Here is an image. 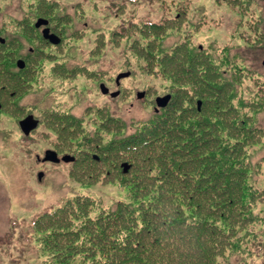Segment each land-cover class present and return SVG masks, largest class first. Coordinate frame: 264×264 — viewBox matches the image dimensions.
Returning a JSON list of instances; mask_svg holds the SVG:
<instances>
[{
    "label": "trees",
    "instance_id": "16d2710c",
    "mask_svg": "<svg viewBox=\"0 0 264 264\" xmlns=\"http://www.w3.org/2000/svg\"><path fill=\"white\" fill-rule=\"evenodd\" d=\"M181 22H144L125 33L126 65L162 78L172 100L143 121L98 114L97 128L77 137L100 160L81 153L75 175L88 183L105 175L126 200L106 206L77 195L40 216L33 227L40 264H245L262 257L264 188L255 154L264 142V82L238 52L194 44ZM14 42L0 43L2 100L4 83L19 82L7 51L17 45L21 54ZM54 110L48 107L52 121L81 130L80 118Z\"/></svg>",
    "mask_w": 264,
    "mask_h": 264
},
{
    "label": "rangeland",
    "instance_id": "374dc122",
    "mask_svg": "<svg viewBox=\"0 0 264 264\" xmlns=\"http://www.w3.org/2000/svg\"><path fill=\"white\" fill-rule=\"evenodd\" d=\"M242 2L245 1L0 0V38H5L7 44L20 41L21 56L26 55V62L30 49L43 45L31 28L38 17L49 19L62 38L56 49L58 61L52 62L42 56V62L48 68L43 71V76L31 70L34 72L29 76L33 77L34 84L20 92L22 99L19 100L18 96L13 100L15 108L11 107V101L4 103L0 99L4 107L0 114V264L41 263L32 237L34 222L44 213L61 206L68 195L78 191L110 201L114 200L115 193L120 194L118 187L113 182H105L103 176L91 179L99 180L91 183L87 179L71 176L73 164L59 167L40 164L37 156L43 157L46 150L61 151L64 145H72L76 141L72 142L64 136L60 138L57 131L49 130L52 127L50 121H46L33 135L25 137L19 120L30 112L28 110L36 108L39 115L40 102L48 97V89L56 87L57 104L65 108L75 106L80 100L77 91L86 93L84 98L88 100L75 107L76 113L97 114L98 109L108 107L114 108V113L121 114L129 123L151 118L155 99L166 94L167 84L160 77L142 75L135 66L126 65L127 59L132 62V52L128 53L129 38L125 33L131 26H141L144 22L159 24L181 19L180 25L183 24L194 44L208 52L218 49L221 53L225 48L238 52L240 62L243 61L264 82V0H250L246 7L242 6ZM118 31L123 38H118ZM176 31L170 33L177 34ZM130 34H135V30ZM28 37H34L30 46ZM175 39L170 37L168 42L174 43ZM10 47L20 48L17 45ZM43 49L46 52L50 50ZM45 51L42 52L47 54ZM40 60L41 57L35 62ZM55 63L81 64L88 70H81L84 75H75L71 82L67 80L71 90L67 92L63 80L54 85L51 82L54 78L50 68ZM74 67L71 64L66 68ZM125 72H131V76L121 82L122 95L117 100L102 95L100 82H105L115 91V77ZM141 91L146 92V97L139 100L137 94ZM54 98L46 100L45 106L54 102ZM262 119L261 126L264 128V117ZM92 123L93 120H88L84 124L86 133L93 127ZM262 145L260 152L255 154V161L260 162L262 176L259 187L264 188V142ZM68 151L69 148L65 152ZM41 171L45 173L42 180L38 177ZM85 185H90V188ZM122 195L124 199V193ZM262 209L264 204L260 206V212ZM258 228L264 230V226ZM262 234L259 235V242L264 241ZM260 246L264 250V246ZM244 260L239 261L243 263ZM245 264H264V251L256 262L250 258Z\"/></svg>",
    "mask_w": 264,
    "mask_h": 264
},
{
    "label": "flooded vegetation",
    "instance_id": "af4514ba",
    "mask_svg": "<svg viewBox=\"0 0 264 264\" xmlns=\"http://www.w3.org/2000/svg\"><path fill=\"white\" fill-rule=\"evenodd\" d=\"M26 24L28 23L27 21H25ZM32 30L35 32V34L37 35L36 37H39V43L41 44H44L46 46V48H49V46H47L48 44V39L45 40L41 34L43 35L42 33V29L41 28H37V26L35 27H32ZM51 30L53 31L52 27H51ZM34 37H28V43L33 39ZM32 51V50H31ZM28 60L22 69H18L19 71H14V77H16L17 79H19L20 81V91H19V95H21L20 92H24L26 91V89H28L29 87H32V85L34 84L33 83V77H30L29 75L31 74V72H34L36 71V74H40L43 76V71H45V68H43V64L41 62L37 63L35 61H37V56H32V55H28ZM17 61V59H16ZM34 70V71H31V70ZM19 72V73H18ZM50 74L53 76L54 80H52V84H57V80H58V75H59V70H58V65H56V67L54 66L52 69L50 68ZM56 87H52L51 90L49 92H47V95L49 98L50 97H55L56 96ZM20 99H22V97H20ZM19 99V100H20ZM42 101L40 102L39 106L41 105ZM15 108V107H14ZM29 109V108H28ZM27 109V110H28ZM33 109L30 110V112H27L23 118L29 116V115H34L35 118H37L38 116L36 114H33ZM47 114H49L48 112H46ZM40 114H44V113H40ZM52 114H59V112L57 111H53ZM39 119V118H38ZM39 122V121H38ZM69 150H72V148H70ZM64 156V155H63Z\"/></svg>",
    "mask_w": 264,
    "mask_h": 264
},
{
    "label": "water",
    "instance_id": "95a60500",
    "mask_svg": "<svg viewBox=\"0 0 264 264\" xmlns=\"http://www.w3.org/2000/svg\"><path fill=\"white\" fill-rule=\"evenodd\" d=\"M48 22L45 20H39L38 22V26H41L43 24H47ZM49 32V30H46L45 33L47 35V33ZM51 38L53 39V42H55L56 44H58L60 42V39L56 36H51ZM22 62H20L21 65ZM129 74H122L118 77V81L121 78H125L128 77ZM102 91L104 94H108L109 93V89L105 87V85H102ZM118 95L117 93L112 94V96H116ZM144 94L140 95V97H143ZM170 96H166L164 98H158L157 103L159 107H166L170 101ZM22 127L24 128V130L29 133L32 129H34L37 126V123L33 121L32 117L24 120L22 123ZM66 161H69V159L65 158ZM46 161H54V162H58L59 160L57 159V155L53 152H48L47 156H46Z\"/></svg>",
    "mask_w": 264,
    "mask_h": 264
},
{
    "label": "bare ground",
    "instance_id": "6f19581e",
    "mask_svg": "<svg viewBox=\"0 0 264 264\" xmlns=\"http://www.w3.org/2000/svg\"><path fill=\"white\" fill-rule=\"evenodd\" d=\"M12 86V83H4V85L2 86V88H9Z\"/></svg>",
    "mask_w": 264,
    "mask_h": 264
}]
</instances>
